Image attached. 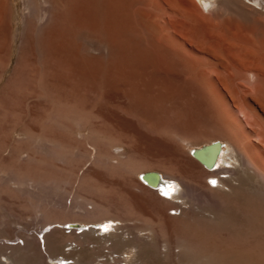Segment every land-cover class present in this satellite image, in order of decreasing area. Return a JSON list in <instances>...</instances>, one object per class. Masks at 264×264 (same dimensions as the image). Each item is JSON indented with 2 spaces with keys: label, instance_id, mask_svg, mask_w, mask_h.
I'll list each match as a JSON object with an SVG mask.
<instances>
[{
  "label": "bare ground",
  "instance_id": "obj_1",
  "mask_svg": "<svg viewBox=\"0 0 264 264\" xmlns=\"http://www.w3.org/2000/svg\"><path fill=\"white\" fill-rule=\"evenodd\" d=\"M13 1L0 0V61L6 51L2 67L13 70L0 90V148L14 149L18 128L62 146V111L46 115L55 105L91 114L130 158L113 162L108 144L99 150L117 179L89 171L100 188L88 182L91 199L76 189L89 201L55 192L51 205L60 219L72 213L90 222L58 219L35 237L24 234V250L41 251V233L52 264H163L153 235L139 226L133 237L118 232L135 217L157 223L183 264H264V0H15L21 13ZM84 42L106 47L108 59L85 57ZM192 139L228 147L194 156ZM42 163L32 157L16 166L11 182L22 194L49 177ZM154 168L168 172L161 178ZM207 180L217 182L212 191ZM222 227L225 241L216 236Z\"/></svg>",
  "mask_w": 264,
  "mask_h": 264
},
{
  "label": "rangeland",
  "instance_id": "obj_2",
  "mask_svg": "<svg viewBox=\"0 0 264 264\" xmlns=\"http://www.w3.org/2000/svg\"><path fill=\"white\" fill-rule=\"evenodd\" d=\"M13 4H16L15 0L13 1ZM19 6H21L20 2L18 5L17 4L15 5V8H18L17 10H19V12L21 13L22 7H19ZM15 8H14V11H15ZM16 11H15V13H16ZM14 36L15 37L18 36V37L15 38ZM19 39H20V34H17V33L14 34L13 33L11 40H10L11 42L9 41L11 46H16L18 43L17 40H19ZM15 40H16V42H15ZM11 46H9V47H11ZM83 53H84L85 57H89V55H90L91 58H92V56L93 57H96V56L100 57L101 56V58H103L105 60H106V58L108 59V53H107L106 47L104 48V46H100V49L97 51L95 49L94 45L90 44L89 42L83 43ZM3 56H4L3 57L4 60H5V58H8V54L6 55V51H5V54ZM4 60L0 61V71H2V72H0V76H1L0 77V90L3 86H5V87H3L2 90H5L8 88L7 87L8 85L6 86V84H9L10 83L9 81L12 80L11 78H8V77L13 76L12 75L13 70L11 68V64L8 67H6V69H5V65L2 67L3 63L6 61V60L5 61ZM7 62L8 61H6L5 64H7ZM1 91H0V95L2 93ZM57 107H59V106L52 105V107L46 111L47 112L46 115L50 114L49 112L60 113L62 111V115L64 117L61 120L63 124L61 123L60 127H62L63 129L60 128L59 134L62 133V131L64 132V136L62 135L63 133L61 134V136L64 137L63 139H65V140L62 139L63 141H65L64 142L65 144L63 143L64 146L62 145L63 147L60 146V144H62V143H60L59 141L53 142L50 139L45 138V136L39 132H34L33 133L34 135H32V133L30 134V132H27L28 134L27 133L22 134V132L18 128V129H16L17 131L15 130V132L13 133V137H12L14 139L13 140L14 149L10 150V149H7L5 147L0 148V252H1L0 253V264H12V263L18 264L21 261H22L21 263H24L25 261L22 260V258L23 259L25 258L26 262L28 261L27 263L25 262L24 264H34V263L39 264L40 262H41L40 264H42V262H43V264H52V262H54V261H55L54 263H58L57 260L54 259L50 250L48 251V248L46 246H42L43 243H42V234L41 233L37 234L38 235L37 237L40 240L39 248L41 249V251L39 250V252H38V251H35L34 249H32L30 252V251L24 250V249H26L25 248V237H24L25 235L24 234H26L28 236H30V234H31L30 237H35L36 232H39V230L42 227H44L45 225H48L51 222H57L58 219H59L58 222H60V221H63V219L66 221L67 220L71 221V220H78L80 218L79 221L81 219H83L86 222L87 221L90 222L88 218H86L84 216L72 215V213H69L66 215L59 213V216H61V219H60V217H58V213H57V215H54V212H53V214L51 213V211H52L51 205L53 204L54 201H57L53 197L55 192H57V194H59V192H60V194L66 196V197L70 194V196L73 195L72 196L73 198L79 197V198L85 199L86 201H89L91 199V195L89 192H88L89 194L86 192V189H88L90 187L89 185H91V184H92V187H90V188H95L97 186L94 181H91V179L90 180L88 179V174L91 173L89 171L94 172L96 170L97 171H102V170L109 171V170H111V171H109V172H111L110 176L111 177L114 176L115 173L112 171L113 168L110 167L109 169H105L104 168L105 166L101 165L100 164L101 160H99L100 157L104 154L103 153L105 151L104 148H106L105 146L107 144H108L107 147H109V149L111 148L110 152H112V154H113V155L111 154L112 158H114L113 162H116V161L119 162L117 159L122 160L123 162H125V161L130 162L129 161L130 158H129V160L125 159V158H128L129 155L126 154V153H128V151H127V148L124 147L125 146L124 143L117 141L118 144L117 143L114 144L113 142H115V140L113 138H112L113 140L110 141V139H108L110 135L106 134V132L108 131V130H106L107 126H103V124L99 123L100 121L98 119L93 118V116L91 114H89L88 112L75 113V112L71 111V107L69 108L67 106L66 107L64 106V108L59 107L60 109ZM48 108H49V106H48ZM79 115H81V116H79ZM94 122L95 123L97 122L98 124L97 123L94 124ZM48 123L50 124L52 122L48 121ZM0 127H2V126H0ZM25 134H27L28 136L26 137ZM110 138H111V136H110ZM109 142H111V143H109ZM51 143H53L54 145H52ZM94 143H95V145H94ZM191 144L192 145L190 146V148L187 149V152H189L190 150H191L190 152H192V150L198 149L203 145L204 146L210 145V143H204L198 139H192ZM198 144H201V145L197 146ZM219 144H221V145L223 144L222 149H223V151H226V148L228 147L227 144L226 143H220V142H219ZM55 145H56V147H54ZM42 146H43V148H42ZM99 150H101V151L104 150V151L103 152L100 151L101 154H99ZM229 153L230 152H228L227 154H229ZM124 154H126V155H124ZM25 156L26 157L28 156V158L34 157L39 161H41V160L45 161L46 163H44V164L42 163L40 167L46 168L48 171H50L48 174L49 177L44 182H38V183L36 182L35 183L39 187H38V189L31 191L32 193L30 194V196L28 194H26V195L22 194L21 191L15 187V184H13L14 181L12 180V178H13L12 176H14L12 173H14V171L16 170L15 169L16 166L18 164L22 163L23 161H27L28 158H26ZM5 160L7 161L6 163L4 162ZM220 164L222 165V162ZM28 166H30V165H28ZM220 167L221 166H218V169H220ZM141 170H143V169H141ZM161 170H163V169H158V168L155 169L154 168V169H151L149 171H152L150 173L158 174V175H160L161 178H163V177H165L163 172L166 173L168 171L165 170L166 172L165 171L162 172ZM139 171L140 170H137L136 173ZM219 171L220 170L216 171L215 175L218 177L224 176L222 174H225V173H217ZM54 172H56V173H54ZM62 173H64V174H62ZM112 173H113V175H112ZM123 173L124 174L126 173L125 169H124ZM55 174H57V175H55ZM82 174H85V175L87 174L86 175L87 178L85 176H83ZM52 175L57 176L58 179L61 180L60 181L61 183L58 184L59 180L56 181V180L52 179ZM63 176H65V177H63ZM74 176H76V179ZM81 176L85 177V181H83V177H81ZM116 176L117 175H115L113 177V179H111V178L110 179L116 180L117 179ZM133 177H134L133 182L137 183L136 176L133 175ZM139 177H140V175H139ZM139 177H137V178L140 179ZM141 177H142V175H141ZM80 178H81V180H80ZM11 180L13 182H11ZM89 181H90V183L91 182L92 183L89 184L88 183ZM86 182L88 183V185L86 184ZM212 182L213 183H211L210 180H207V183L210 185L209 187L211 188L214 186V188H215L217 182L216 181H212ZM60 187H61V189H60ZM97 187H96V189L100 188L99 186H97ZM224 188H225V186H224ZM56 189H58V190H56ZM76 189L80 193H81L80 190L83 189L82 190L83 195L86 194L87 196H90L89 197L90 199L89 198L87 199V196L86 197L81 196L80 193H79L80 195L76 194V192H77ZM130 189H131V191L133 190L134 193L140 192L138 189H136V186H134ZM207 190L209 191V189H207ZM212 190H213V188H211L210 191H212ZM87 191H89V189ZM52 192H53V194H52ZM117 197H120V199H121L123 197V195L122 196L118 195ZM69 199L68 200L66 199V203L69 202ZM35 206L37 209L35 208ZM169 211H170L169 213L173 214V212H174V214H175V211H173V210L172 211L169 210ZM49 212H50V215H49ZM177 212H176V214L178 215L179 211H177ZM19 215H20V218H19ZM55 217L56 218L58 217V218L55 219ZM130 218L128 217V220H126V222H129V225L132 224L131 225L132 228L131 229L118 230L119 233L122 232V235L125 237H133V236H135V231L137 234L139 233L138 229H135V227L139 226L143 230V231H141L140 235L151 234V235H153L152 239L155 240L156 243L158 242L157 243L158 246L156 248L157 249L156 252H158V254L157 253L156 254H157V256L159 255L158 258L160 259V261L163 262V264H183V260L181 261L182 257L179 255L176 257V255H177L176 252H172V249L177 248V246H178L177 243L176 244L173 243V245H169L175 241L169 242V240L167 241V236L165 234H163L162 231L157 232L158 230L160 231V228L158 227L159 225H156L157 223L155 225L151 224V223L150 224L145 223V222H143L142 219H139V220L137 219V222H135L136 221L135 217H130ZM132 218L134 221L132 220ZM129 219H130V221H129ZM83 220H81V221H83ZM115 223H119V222H115ZM88 226H93V225L89 224ZM88 226H86V227H88ZM153 228H155L156 230L154 229L155 230L154 231ZM157 228H158V230H157ZM69 230H71V229H69ZM69 230L64 228L62 231H65V233H66V231L68 232ZM139 230H141V229H139ZM153 231L156 232L157 234L158 233L159 234L157 235ZM220 231L223 234L220 233ZM220 231H218V234L216 236L218 237V239L221 240V239H223L224 236H226L227 229L225 227H222L220 229ZM125 232H126V234H125ZM151 235L149 236L150 238H151ZM163 235H164V237H162ZM219 235H221V237ZM78 236L79 235H77L76 237H78ZM226 238H227V236H226ZM226 238L224 237L223 241H225ZM165 241L167 242V244L169 246V250L162 248V246L160 245L163 242L166 243ZM70 247L71 246H63L62 248L65 251H67ZM161 248H162V250H161ZM21 250H23L24 255L22 254ZM19 251H21V252H19ZM169 251H171L172 256L169 254L170 253ZM176 251H179V249ZM25 253H27V254H25ZM35 253L38 256H36ZM33 254H34V256H32ZM105 254L106 253H104V255ZM29 255H30V258L29 259L26 258ZM50 255H51V257H50ZM104 255H103V257L106 256V255L105 256ZM115 255H117V254L112 253V256L115 257ZM122 255L130 256L131 254L130 253H123ZM32 257H34V258H32ZM56 257H59V255H56ZM10 258H11V260H10ZM18 258H19V260L20 259L21 260L18 263H16L18 261ZM49 258H53V259L50 260ZM131 258H132V256H131ZM15 259H16V261H15ZM168 259H169V263H168ZM173 260H175V262ZM61 262H64V261H61ZM185 262H184V264L187 263V262L186 263ZM114 264H117V262ZM188 264H190V262Z\"/></svg>",
  "mask_w": 264,
  "mask_h": 264
},
{
  "label": "water",
  "instance_id": "obj_3",
  "mask_svg": "<svg viewBox=\"0 0 264 264\" xmlns=\"http://www.w3.org/2000/svg\"><path fill=\"white\" fill-rule=\"evenodd\" d=\"M219 144V142H217V141H214V142H212L210 145H203V146H201L200 148H198L196 151H194V156H198V152L199 151H201V150H204V149H207V148H209V146H217ZM213 158L211 159V161L210 162H208L206 165H208V166H210V167H212L213 166ZM149 173H145L144 175L146 176V175H148ZM153 175H155V174H153ZM156 175H158V174H156Z\"/></svg>",
  "mask_w": 264,
  "mask_h": 264
},
{
  "label": "built area",
  "instance_id": "obj_4",
  "mask_svg": "<svg viewBox=\"0 0 264 264\" xmlns=\"http://www.w3.org/2000/svg\"><path fill=\"white\" fill-rule=\"evenodd\" d=\"M211 183H213V182H211ZM64 228H66V229H68V230L70 229V228H68V227H64ZM117 264H122V263L120 262V263H117Z\"/></svg>",
  "mask_w": 264,
  "mask_h": 264
}]
</instances>
